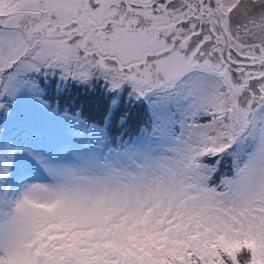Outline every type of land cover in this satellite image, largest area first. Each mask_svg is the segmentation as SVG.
<instances>
[{"label":"snow or ice","instance_id":"obj_1","mask_svg":"<svg viewBox=\"0 0 264 264\" xmlns=\"http://www.w3.org/2000/svg\"><path fill=\"white\" fill-rule=\"evenodd\" d=\"M0 264H264V0H0Z\"/></svg>","mask_w":264,"mask_h":264},{"label":"rangeland","instance_id":"obj_2","mask_svg":"<svg viewBox=\"0 0 264 264\" xmlns=\"http://www.w3.org/2000/svg\"><path fill=\"white\" fill-rule=\"evenodd\" d=\"M86 103V102H85Z\"/></svg>","mask_w":264,"mask_h":264}]
</instances>
